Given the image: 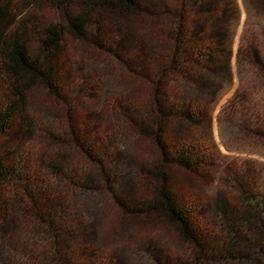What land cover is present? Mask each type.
Masks as SVG:
<instances>
[{
	"label": "trees",
	"instance_id": "trees-1",
	"mask_svg": "<svg viewBox=\"0 0 264 264\" xmlns=\"http://www.w3.org/2000/svg\"><path fill=\"white\" fill-rule=\"evenodd\" d=\"M46 1L58 12L54 15L63 24L50 18L40 39L37 26H29L36 14H22L39 0H3L0 4V62L2 71L15 84L11 99L6 104H3L5 100L0 102V144L22 111L25 92L40 87L51 96H57L63 78L61 72L69 59L67 37L87 40L109 50L105 25L100 20L97 22V15L88 8H107L135 15L145 11L141 0H78L87 9L76 14L71 12V6L76 4L74 0ZM186 1L191 5L193 0ZM21 5H25L22 13L14 14ZM186 5L183 4L185 9H176L175 37L167 60L155 67L152 74L155 79H150L148 114L153 118L148 122L138 120L126 105H121L116 98H102L101 93L95 92L94 85L87 83V101L93 105L87 108L97 109V113L105 109L108 117L103 123L102 119L98 123L89 122L87 127L75 119L74 125L63 132L70 138L74 154L58 152L43 158L38 166H30L27 160L17 159L13 153L0 157V237L10 218H26L44 235L42 259L46 264H125L126 258L121 255L105 253L87 243L85 203H95L112 194L123 214L155 215L173 231L175 251L150 240L136 246L135 252L146 256L150 264H264L263 170H256L248 161L238 163L237 167L226 166L216 179L219 193L201 204L176 195L161 170L162 166L177 163L199 172L208 157L193 144L168 143L163 129L153 127L156 120L182 117L186 102L171 91L181 84L197 83V76L209 70L211 61L223 51L216 36L201 43L187 36L182 25L186 10L191 9ZM202 5L192 11H202L207 4ZM207 9L208 14H217L215 4ZM33 33L39 41L32 48ZM252 55L259 75L264 78V57H258L255 48ZM116 57L127 64L123 55ZM230 102L234 107L236 103L237 106L242 104L236 96ZM128 134L148 137L157 149L160 163L151 169L139 168L142 176L152 178L156 184L150 191L147 189L145 199L133 206L115 195L124 183L120 170L125 164L121 139ZM51 138L56 149L64 148L56 133L53 132ZM21 251L30 259L24 247Z\"/></svg>",
	"mask_w": 264,
	"mask_h": 264
},
{
	"label": "rangeland",
	"instance_id": "rangeland-1",
	"mask_svg": "<svg viewBox=\"0 0 264 264\" xmlns=\"http://www.w3.org/2000/svg\"><path fill=\"white\" fill-rule=\"evenodd\" d=\"M74 1L72 13L87 9L81 1ZM203 1L193 0L189 5L185 0H141L145 11L140 15L88 8L97 15V22L104 23L109 50L87 40L67 37L69 59L61 72L63 78L57 96L40 87L24 93L22 111L0 144V157L13 153L17 159L27 160L30 166H38L43 158L55 153L74 154L70 138L63 132L74 125L75 119L87 127L89 122L98 123L102 119L103 123L108 117L105 109L97 113V109L87 108H93L92 102L87 101V83L94 85L102 98H116L121 105H126L138 120L148 122L153 118L148 114L151 80L155 79L152 74L155 67L167 60L175 37V12L185 9L186 3L191 10L184 14L183 31L200 43L216 36L223 51L211 61L209 70L197 76V83L181 84L171 91L186 102L182 117L154 122V129H163L168 143L193 144L208 155L199 172L177 163L162 166L167 183L185 201L201 204L219 193L216 179L226 166L237 167L238 163L248 161L256 170L264 171V78L259 75L252 55L255 48L258 57H264V0ZM205 2L207 5L202 11H192L199 5L203 7ZM212 3L217 14L206 11ZM24 7L21 5L14 14H21ZM22 14H36L29 26H37L39 39L50 18L62 23L54 15L58 12L46 0H39ZM39 39L33 33L32 48ZM117 54L126 57L127 64L119 61ZM2 67L0 62V102L5 100L3 104H6L13 96L15 84ZM235 96L242 104L236 103L234 107L230 101ZM92 113L97 116H91ZM53 132L62 141V150L56 149L51 138ZM121 140L125 164L120 170L124 183L115 195L133 206L145 199L151 186L156 184L152 178L142 176L139 168L151 169L160 163L157 149L148 137L128 134ZM85 205L87 243L105 253L121 255L126 258L125 264H150L146 256L135 252L136 246L146 240L173 251L177 249L175 235L164 222L152 214L140 217L123 214L112 194ZM35 228L38 227L26 218L8 220L0 237V264H46L42 259L45 238ZM23 247L30 259L21 251Z\"/></svg>",
	"mask_w": 264,
	"mask_h": 264
}]
</instances>
